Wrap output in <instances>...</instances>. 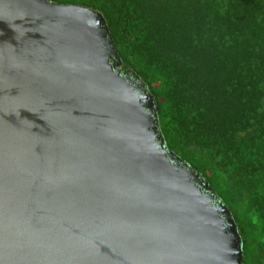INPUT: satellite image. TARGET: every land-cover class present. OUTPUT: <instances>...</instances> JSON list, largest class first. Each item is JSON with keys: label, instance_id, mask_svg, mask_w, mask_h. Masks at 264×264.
Masks as SVG:
<instances>
[{"label": "water", "instance_id": "1", "mask_svg": "<svg viewBox=\"0 0 264 264\" xmlns=\"http://www.w3.org/2000/svg\"><path fill=\"white\" fill-rule=\"evenodd\" d=\"M103 15L0 0V264H243Z\"/></svg>", "mask_w": 264, "mask_h": 264}, {"label": "trees", "instance_id": "2", "mask_svg": "<svg viewBox=\"0 0 264 264\" xmlns=\"http://www.w3.org/2000/svg\"><path fill=\"white\" fill-rule=\"evenodd\" d=\"M49 1L103 15L167 148L230 210L243 264H264V0Z\"/></svg>", "mask_w": 264, "mask_h": 264}]
</instances>
